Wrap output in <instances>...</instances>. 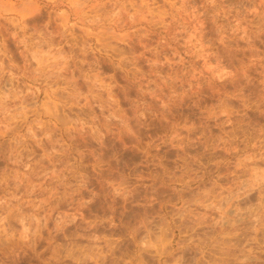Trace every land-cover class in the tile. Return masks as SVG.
<instances>
[{"label": "rangeland", "instance_id": "374dc122", "mask_svg": "<svg viewBox=\"0 0 264 264\" xmlns=\"http://www.w3.org/2000/svg\"><path fill=\"white\" fill-rule=\"evenodd\" d=\"M0 264H264V0H0Z\"/></svg>", "mask_w": 264, "mask_h": 264}]
</instances>
